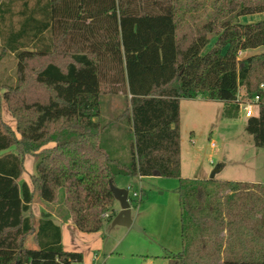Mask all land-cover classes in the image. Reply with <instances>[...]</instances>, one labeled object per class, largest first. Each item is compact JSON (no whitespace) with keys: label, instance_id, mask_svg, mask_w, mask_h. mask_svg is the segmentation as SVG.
Listing matches in <instances>:
<instances>
[{"label":"trees","instance_id":"obj_1","mask_svg":"<svg viewBox=\"0 0 264 264\" xmlns=\"http://www.w3.org/2000/svg\"><path fill=\"white\" fill-rule=\"evenodd\" d=\"M209 1H1L0 35L17 58L19 83L5 95L15 128L0 119V264L81 261L80 252L62 248L50 213L43 212L34 229V194L53 202L63 190L65 210H57L62 219L96 232L115 214L109 183L121 173L178 179L181 250L167 255L166 264H264L263 245L257 252L223 256L233 227L244 229L254 218L252 207L264 219L260 196L239 193L259 184L180 174L181 98L224 101L223 114L235 117L239 87L245 99L259 95L245 130L254 145L264 147V51L239 54L264 47V18L239 20L264 13V0H212L210 18L180 35ZM37 58L44 62L31 64ZM29 73L44 88V98L19 97ZM120 91L131 137L123 166L99 143L104 126L98 119L100 96ZM26 155L35 158L31 187L19 181ZM30 234L37 248L24 246Z\"/></svg>","mask_w":264,"mask_h":264},{"label":"rangeland","instance_id":"obj_2","mask_svg":"<svg viewBox=\"0 0 264 264\" xmlns=\"http://www.w3.org/2000/svg\"><path fill=\"white\" fill-rule=\"evenodd\" d=\"M211 2L212 0L206 4L191 25L182 26L180 35L193 33L199 23L210 18ZM221 9L223 18H228L230 14H225L223 7ZM262 18L264 13H255L242 19L239 17V20L251 22ZM186 41L187 38L182 39V45ZM212 43L211 40L209 46ZM253 51L262 52L264 47ZM239 54L246 55L241 52ZM53 60L62 65V59L55 57ZM43 62V58H37L31 64L40 65ZM33 81L29 73L26 81L19 85V97L23 96L26 100L44 98V88L34 85ZM18 83L17 58L13 52L3 47L0 35V119L13 129L16 118L9 109L5 95L16 92L14 90ZM237 99L239 103L241 99L245 100L244 88L239 87ZM125 103L123 91L102 94L98 117L104 126L99 143L121 166L127 165L130 159V131L126 114L122 112ZM225 106V102L220 100L200 97L180 99V174L185 178H209L213 168L219 164L215 179L259 184L258 188L239 193L243 192L242 196L248 198L259 195L262 203L258 207L262 205L264 211V147L254 145L251 135L246 132L244 112L240 109L237 116L228 117L223 114ZM34 161L33 156H25L22 174L24 178L33 171ZM138 177L117 174L114 184L128 188L131 216L140 230L121 225L111 226V220L108 219L96 232L80 231L72 223L59 222L62 248L69 252H81L83 264H166L165 256L181 250L178 179L161 176ZM133 192L135 196L132 195ZM62 198L63 190L59 192L56 201L41 202L44 208L51 209L56 214L55 210H65ZM251 202L253 199L249 204ZM115 205L119 206L117 201L114 202L113 211L116 210ZM31 209L30 217L39 216L42 211V207ZM252 212L254 218L248 219L244 229L233 227L230 234L232 239L228 243V251L225 249L226 252H223L224 257H231L239 249L240 252L242 249L253 250L251 253L257 252L264 246V219H258L260 211L257 208L252 207ZM34 221L36 218L32 219L33 223ZM255 229L260 230L261 234ZM222 235L225 241L227 235ZM213 264L217 262L214 261Z\"/></svg>","mask_w":264,"mask_h":264},{"label":"water","instance_id":"obj_3","mask_svg":"<svg viewBox=\"0 0 264 264\" xmlns=\"http://www.w3.org/2000/svg\"><path fill=\"white\" fill-rule=\"evenodd\" d=\"M219 168V164L213 168L209 179L214 178ZM109 187L115 201H117L119 205V210L111 218V226L121 225L140 230V228L135 224L131 216V204L128 189L126 187L116 186L112 182L109 183Z\"/></svg>","mask_w":264,"mask_h":264},{"label":"crops","instance_id":"obj_4","mask_svg":"<svg viewBox=\"0 0 264 264\" xmlns=\"http://www.w3.org/2000/svg\"><path fill=\"white\" fill-rule=\"evenodd\" d=\"M245 16L246 15H244V16H241L240 17V19H242V18H245ZM255 51H253V50H247V51H243V52H241L242 54H250V53H254ZM179 107H180V101H179ZM180 143H181V141H180ZM180 161H181V144H180ZM33 171H34V162H33V169H32ZM33 171L32 172H30V174H29V176L27 177V178H24L23 177V175H21V177L19 178V180H21V181H24L25 183H27V185L28 186H30L31 187V182H30V175L33 173ZM142 177H144V176H140V177H138L139 179L140 178H142ZM43 201V200H42ZM114 205V204H113ZM116 206V205H115ZM33 207H42V211L40 212V214H39V216H36V217H31V219H35L36 218V221H34L35 223H33V227H34V229L36 230V227H37V225H38V221H39V218H40V216H41V214L43 213V212H48V213H50L51 214V218H52V220L54 221V223H56L58 226H59V222H61V223H72L73 224V222L70 220V218L69 219H66V220H63L62 219V217H61V215H60V213H58V211L57 210H55V212H56V214L53 212V210H51V209H47V208H44L43 207V203L41 202V199L37 196V194H34V197H33V200H32V202H31V204H30V213H31V215H32V209L31 208H33ZM119 210V206H116V210L114 211V213H116L117 211ZM73 226H74V224H73ZM60 228V227H59ZM60 233H61V230H60ZM27 240H29L27 243L25 242V241H27ZM25 241H24V246L25 247H27V248H37V244L34 242V240H33V238H32V236L31 235H29V236H27V238L25 239ZM77 252H79V251H77ZM81 253V252H80ZM82 255V254H81ZM165 259H166V256H165ZM83 260H81V262H82ZM83 264V263H82Z\"/></svg>","mask_w":264,"mask_h":264},{"label":"built area","instance_id":"obj_5","mask_svg":"<svg viewBox=\"0 0 264 264\" xmlns=\"http://www.w3.org/2000/svg\"><path fill=\"white\" fill-rule=\"evenodd\" d=\"M261 88L264 90L263 85H261ZM258 100H259V95H255L254 98L251 100H248V99L240 100L241 101L239 103L240 109L244 112L246 117L251 116L254 113ZM132 195L135 196V193L133 192ZM103 216L108 217V213H104ZM26 264H31V263H26ZM69 264H82V262L80 260H73V261H70Z\"/></svg>","mask_w":264,"mask_h":264}]
</instances>
